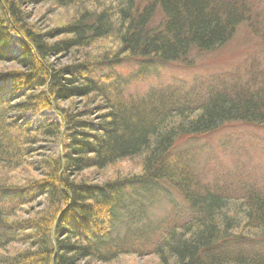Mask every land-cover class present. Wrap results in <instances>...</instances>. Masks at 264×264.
I'll list each match as a JSON object with an SVG mask.
<instances>
[{
	"label": "trees",
	"instance_id": "trees-1",
	"mask_svg": "<svg viewBox=\"0 0 264 264\" xmlns=\"http://www.w3.org/2000/svg\"><path fill=\"white\" fill-rule=\"evenodd\" d=\"M45 6L63 22L36 33L21 8ZM260 6L0 0V65L18 68L0 66V264H110L131 255H150L157 264H264V192L242 193L241 217L231 216L230 200L201 191L170 152L180 137L223 124L264 127V69L252 68L242 82L156 87L143 95L126 93L128 79L109 73L133 60L187 65L188 53L219 50L242 24L258 32ZM12 37L22 51L15 57L7 52ZM63 55L69 63L54 67L51 60ZM42 110L57 121H24ZM45 144L55 147L49 156L38 152ZM172 192L185 208L171 202ZM168 199L181 223L152 229L151 213ZM35 200L43 208L16 222ZM155 233L158 240L150 239Z\"/></svg>",
	"mask_w": 264,
	"mask_h": 264
},
{
	"label": "rangeland",
	"instance_id": "rangeland-1",
	"mask_svg": "<svg viewBox=\"0 0 264 264\" xmlns=\"http://www.w3.org/2000/svg\"><path fill=\"white\" fill-rule=\"evenodd\" d=\"M253 1L256 6L260 1L264 4V0ZM21 11L22 19H25L26 24L36 33L45 34L53 29L56 23L63 22L62 15L46 6L34 9L23 7ZM257 11L264 14V6H260ZM257 29L258 32L255 33L247 24L240 25L229 42L219 50L208 54L188 53L187 65L179 62H155L149 65L133 60L120 63L118 66L113 65L109 73L113 71L127 78L128 83L124 89L126 93L133 95H143L149 89L156 87L183 90L188 89L192 84L216 86V80L220 79L228 81L236 79L242 82L252 68L264 69V19ZM9 41L11 44L7 50L8 56L15 57L22 52L19 42L15 37ZM51 63L58 68L69 62L63 55L51 60ZM0 66L4 71L18 69L13 64ZM144 68L145 73L141 74ZM105 72H107L106 68L99 73L96 72L95 75L99 76ZM24 121L28 124L30 122L32 126H39L44 122L57 121V115L53 111L42 110L38 114H28ZM39 149V153L49 156L54 152L55 147L45 144ZM170 152L175 160L172 162H176V158L180 161L184 160L192 176L191 180L195 181L201 191L214 192L230 200L231 204L228 205L231 216L241 217L239 212H241L242 193L250 188L264 192V127L262 126H249L237 122L223 124L219 129L205 135L191 139L180 137ZM127 166L124 168L127 169ZM120 175L127 178L128 173H117V176ZM32 176L37 175L32 173ZM172 201L176 207L185 208L181 204L182 197L179 194L173 193ZM159 206L160 210L150 215L154 221L152 229L162 232L181 223L178 218L172 216L176 211L169 203V199L163 200ZM42 208V201L35 200L21 209L16 222L32 217L33 213ZM18 235L17 242H22L24 237ZM158 236L159 234L155 233L150 239L158 240ZM110 264H157V262L150 255L142 257L131 255L112 260Z\"/></svg>",
	"mask_w": 264,
	"mask_h": 264
}]
</instances>
